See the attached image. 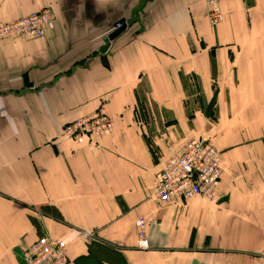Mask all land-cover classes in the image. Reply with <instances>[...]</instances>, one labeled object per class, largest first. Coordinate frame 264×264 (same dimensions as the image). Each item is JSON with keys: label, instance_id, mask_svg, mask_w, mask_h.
<instances>
[{"label": "crops", "instance_id": "1", "mask_svg": "<svg viewBox=\"0 0 264 264\" xmlns=\"http://www.w3.org/2000/svg\"><path fill=\"white\" fill-rule=\"evenodd\" d=\"M207 1L0 0V26L56 14L0 42V264L43 235L70 264H264V0H221L215 26ZM98 111L110 134L62 135ZM200 137L222 155L215 200L162 204V164Z\"/></svg>", "mask_w": 264, "mask_h": 264}, {"label": "built area", "instance_id": "2", "mask_svg": "<svg viewBox=\"0 0 264 264\" xmlns=\"http://www.w3.org/2000/svg\"><path fill=\"white\" fill-rule=\"evenodd\" d=\"M221 0L207 1V17L212 25L223 20L219 7ZM55 14L44 9L41 12L0 26V41L10 37L40 38L55 28ZM113 129L112 120L103 113H94L64 127L63 135L77 143L93 142L108 135ZM222 158L212 141L204 138L186 142L180 155L172 156L163 164L156 177L155 196L162 204L174 198H202L214 201L222 179ZM143 226V221L137 222ZM91 236V235H90ZM92 237V236H91ZM140 249L148 248L144 234L140 235ZM24 264H69L67 244L63 240L45 235L23 250Z\"/></svg>", "mask_w": 264, "mask_h": 264}, {"label": "rangeland", "instance_id": "3", "mask_svg": "<svg viewBox=\"0 0 264 264\" xmlns=\"http://www.w3.org/2000/svg\"><path fill=\"white\" fill-rule=\"evenodd\" d=\"M44 9H49V10H51L54 14H55V12L52 10V9H50V8H48V7H46V8H43V9H41L40 11H38V12H41L42 10H44ZM38 12H36V13H38ZM36 13H33V14H36ZM32 15V14H31ZM31 15H29V16H31ZM28 17V16H27ZM55 17H56V14H55ZM23 18H25V17H23ZM208 18V17H207ZM20 19H22V18H20ZM20 19H18V20H20ZM209 20V19H208ZM14 21H16V20H14ZM12 22V21H11ZM55 22H56V19H55ZM9 23V22H8ZM7 24V23H6ZM4 25V24H3ZM2 26V25H1ZM120 24L118 23V24H116V26H115V28H119L120 29ZM50 31V30H49ZM48 32V31H47ZM46 32V33H47ZM46 35V34H45ZM44 35V36H45ZM43 36V37H44ZM16 37H18V36H16ZM43 37H40V38H43ZM11 38V37H10ZM19 38H24V39H39V38H25V37H20L19 36ZM6 40V39H5ZM3 41V40H2ZM1 42V41H0ZM99 113H103V114H105V115H107L106 113H104V112H102V111H98ZM95 113H97V112H95ZM94 114V113H93ZM92 115V114H91ZM110 119H111V117L109 116V115H107ZM88 117V116H87ZM85 118V117H84ZM80 119H82V118H80ZM78 120V119H77ZM112 120V119H111ZM76 121V120H75ZM74 122V121H73ZM72 123V122H71ZM113 123V122H112ZM68 124H70V123H68ZM68 124H66V125H68ZM65 125V126H66ZM64 126V127H65ZM64 127H63V130H62V135H63V131H64ZM113 130V129H112ZM112 132V131H111ZM64 136V135H63ZM102 136H104V135H102ZM100 137V136H99ZM98 138V137H97ZM200 138H203V137H200ZM200 138H194V139H200ZM191 140V139H190ZM206 140H210V139H206ZM189 141V140H188ZM211 141V140H210ZM94 142V141H93ZM90 143H92V142H90ZM80 144V143H79ZM214 144V143H213ZM215 145V144H214ZM217 148V147H216ZM218 149V148H217ZM219 151V150H218ZM220 152V151H219ZM221 153V152H220ZM221 158H222V155H221ZM43 236H45V235H43ZM40 237H42V236H40ZM87 238L88 239H92L93 240V237H91L90 235H87ZM38 239H39V237H38ZM35 242V241H34ZM32 244V243H31ZM31 244H29V245H31ZM29 245H26V244H23V245H21L20 246V249H19V251H20V254H21V258H22V262H21V264H24V260H23V250L25 249V248H27V246H29ZM70 264V263H69Z\"/></svg>", "mask_w": 264, "mask_h": 264}, {"label": "water", "instance_id": "4", "mask_svg": "<svg viewBox=\"0 0 264 264\" xmlns=\"http://www.w3.org/2000/svg\"><path fill=\"white\" fill-rule=\"evenodd\" d=\"M126 28V26H122L120 29L116 30L113 34H111L106 40H105V45L101 49V53H105L107 49L110 46L111 41H113L116 37H118Z\"/></svg>", "mask_w": 264, "mask_h": 264}]
</instances>
